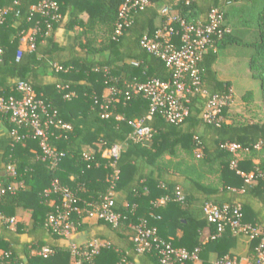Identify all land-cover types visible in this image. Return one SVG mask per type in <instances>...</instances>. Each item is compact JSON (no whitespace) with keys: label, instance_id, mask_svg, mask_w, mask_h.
Segmentation results:
<instances>
[{"label":"trees","instance_id":"1","mask_svg":"<svg viewBox=\"0 0 264 264\" xmlns=\"http://www.w3.org/2000/svg\"><path fill=\"white\" fill-rule=\"evenodd\" d=\"M38 1L0 0V10L10 8L0 25V96L18 97L16 84L24 81L32 87L36 99L55 111L56 119L69 124L71 129H50L49 143L62 155L56 166L50 168L38 143L31 138L22 139L24 130L17 129L8 116L0 114V123L7 130L0 137V183L5 188H14L1 198L0 212L7 218L15 217L18 210L29 214L28 223L17 222L12 227L0 223V252L10 253L6 264H75L69 244L45 226L47 217L61 207L59 196L46 192L54 181L76 191L84 211L75 215L73 221L77 232L85 230L83 220L88 216L87 211L99 207L109 189L113 169L111 160L102 158V153L114 144L123 145L115 162L118 176L114 195L118 196L114 197L113 206L120 220L117 227L99 221L109 233L128 232L129 240L133 235L130 225L144 222L155 227L159 237L176 248L188 251L200 248V253L203 248H221L220 256H223L234 244L229 229L204 246L199 242L204 227L214 231L202 213L204 203L211 202L219 206L239 203L243 223L260 226V234L264 235V122L227 123L219 128L205 124L200 114L206 100L195 97L189 105V116L179 125L168 124L160 114L146 121L153 137L143 145L127 140L130 132L127 121L146 118L149 113V102L143 96L121 98L109 119H101L99 115V103L107 87L115 85L122 89L125 80L144 83L169 79L170 72L163 63L139 46L144 34H153L164 23L165 19L157 14L162 7L192 23L205 21L211 10L219 9L224 17L223 27L229 31L216 41L214 48L237 46L247 53L249 70L261 82L264 101V0L242 3L240 0H148L153 7L137 13L119 36L114 35L117 12L125 0H54L61 20L48 31L44 21L38 18L34 50L22 52L17 59L20 46L17 35L33 24L28 17L31 6ZM59 29L73 33L71 46L60 47L56 42ZM217 50L204 52L200 68L208 91L224 94L231 91L230 83L219 81L212 69L218 58ZM130 61L139 64L133 67ZM54 65L61 70L57 71ZM48 75L55 77L56 83L45 84L43 80ZM230 106L222 112L226 121ZM117 115L123 120L117 121ZM15 130L17 137L12 135ZM225 143H238L247 149L241 152L237 169L246 175L253 173L254 185H246L244 178L229 168L234 157L222 148ZM258 143L260 150L254 148ZM197 148L201 149L198 158ZM255 159H259L258 164L253 163ZM9 167L13 175L8 173ZM176 188L184 196L183 203L174 200ZM164 197L168 198L166 203L157 205L156 201ZM179 230L182 235L177 238ZM129 242V252L119 251L109 242L99 248L92 262L83 264L121 261L134 264L135 258L140 264H159L155 254H137ZM89 244L78 246L87 248ZM255 244L256 241L251 242L252 247ZM42 247L50 248L52 253L45 258L38 255Z\"/></svg>","mask_w":264,"mask_h":264},{"label":"built area","instance_id":"2","mask_svg":"<svg viewBox=\"0 0 264 264\" xmlns=\"http://www.w3.org/2000/svg\"><path fill=\"white\" fill-rule=\"evenodd\" d=\"M152 7L153 5L148 0H125L118 8L114 35H121L124 29L132 24L137 13ZM9 11L10 8L0 10V25L5 21ZM157 14L165 19L164 23L156 28L153 34H144L139 39V46L163 63L166 70L170 72L169 79L166 81L151 79L144 83L122 81V89L115 85L107 87L99 103L101 119H109L113 116L115 106L119 104L121 98L129 100L133 96L141 95L148 100L149 113L146 118L127 121L130 128L127 140L143 145L152 140L153 130L146 121L155 114H160L170 125H179L189 116V105L192 99L199 97L206 100L200 114L201 120L205 124L219 128L222 124H227L222 112L232 104L231 91L224 94H211L208 91L203 84L200 68L204 52L214 49L216 41L221 40L224 34L229 31L228 28L223 27L224 17L220 10L217 8L211 10L205 21L195 23L186 21L168 7L158 9ZM38 18L42 19L46 29L51 31L52 26L61 20L57 2L39 0L38 3L31 6L28 21H32L33 24L17 35L20 44L17 59H20L22 52L34 50L39 33ZM129 64L137 67L139 63L130 61ZM54 68L57 71L61 70L56 65ZM16 92L18 97L0 96V114L8 116L9 121L17 129L24 130L25 134L21 137L22 139L31 138L36 141L43 159L48 160L50 168L55 167L62 155H59L49 143L50 136H52L50 129L70 130L71 126L56 119V112L36 99L34 90L28 83L18 81ZM65 97L68 98L69 95ZM115 119L122 121L123 117L117 115ZM12 135L17 137L18 131H13ZM122 146V144H114L102 153V158L111 160L113 176L109 180V189L101 205L92 212L87 211V217H95L98 221L112 227H117L120 220V215L113 210V206L114 185L118 176L115 162L120 157ZM256 146L258 145L256 144L254 148ZM222 148L234 157L229 168L243 177L246 185L256 178L253 173L246 175L237 169L240 154L247 149H243L238 143H225ZM195 155L197 158L201 156L200 148L195 150ZM85 158L88 160L87 155ZM7 171L10 175L14 174L11 167ZM13 190L12 186L5 188L0 183V203L1 198L8 191ZM49 194L59 196L61 207L47 217L45 226L64 239H69L77 233L73 217L84 211L80 206L81 200L76 191L61 186L58 181L52 183L51 189L46 192V195ZM167 200L168 198L164 197L161 202ZM174 200L179 203L184 201V196L179 188L175 190ZM202 213L206 222L214 226V231L209 234L208 241L219 239L226 229H229L233 235L244 233L248 236L250 243L256 241L252 260L244 264H264V235L258 233L255 227L243 223V214L239 203L231 206H219L207 202L202 206ZM17 222L15 217L7 218L0 212V223L12 227ZM130 228L133 232L130 240L137 254L152 252L157 257L159 264H186L198 259L200 248H195L193 251L176 248L170 241L159 237L155 227H148L144 222H141L130 225ZM103 246L105 244L97 242L90 243L87 248H81L76 243L68 245L75 264H83L85 261L92 262L94 256L98 254L99 248ZM51 253L50 248L42 247L38 255L45 258ZM9 257L10 253L0 252V264H6ZM118 264H123V261ZM211 264H242V262L235 257L224 256Z\"/></svg>","mask_w":264,"mask_h":264},{"label":"crops","instance_id":"3","mask_svg":"<svg viewBox=\"0 0 264 264\" xmlns=\"http://www.w3.org/2000/svg\"><path fill=\"white\" fill-rule=\"evenodd\" d=\"M55 40L59 44L60 47H69L73 44L74 40V35L73 33L64 30V29H59L56 31L55 35ZM228 46H221V47H215L214 51L217 50V53L226 51V48ZM67 53H64L63 57H66ZM218 59L219 56L216 60V62L212 65V69L216 74V77L219 81L222 82H229L230 83V90L232 92V86L229 78L227 77V72L225 67H221L218 64ZM56 78L53 77L52 75H48L44 78L43 82L45 84H54L56 83ZM229 123H232L230 118H228ZM6 127L0 123V137H3L6 135ZM85 151L91 152L90 148H85ZM264 157V156H262ZM169 157H166L168 159ZM241 159V158H240ZM259 159L253 160L254 164H258ZM256 183V179H252L251 182L248 185H254ZM147 190H144L146 193ZM118 196V194H115L114 197ZM123 198V196H121ZM161 199H158L156 201L157 205L162 206L166 203V201L161 202ZM18 222H27L29 220V214L18 210L17 214L15 216ZM83 223L86 226V229L77 232L76 234L72 235L69 239H65L66 244L70 243H76V244H86V243H100V244H107L109 242H112L118 247L119 251H126L129 252L131 244H130V239H126V234L128 232H123V233H117V234H112L109 233L107 230V227L100 223L95 217H87L83 220ZM258 233H260L261 227L257 226L255 227ZM211 233V229L209 226L204 227L201 232H200V237H199V242L201 245H206L208 243V236ZM182 235V231H177L176 237L180 238ZM234 236V244L231 248L228 249V251L223 255L220 256V250L221 248H214V247H209V248H203L200 255L198 256V259L191 262L190 264H211L213 261H215L218 258L224 257V256H231L235 257L238 260L242 262V264L251 261L254 252H253V247L251 246V243L248 241V236L244 233H240ZM120 248V249H119ZM134 264H140V262L135 258L134 259Z\"/></svg>","mask_w":264,"mask_h":264},{"label":"rangeland","instance_id":"4","mask_svg":"<svg viewBox=\"0 0 264 264\" xmlns=\"http://www.w3.org/2000/svg\"><path fill=\"white\" fill-rule=\"evenodd\" d=\"M242 1L240 0L241 3ZM218 56V64L226 68L232 86V104L228 110V118L233 125L263 123L264 101L261 82L252 77L247 53L237 46H228L226 51L218 53ZM257 145L255 149L260 150L261 144Z\"/></svg>","mask_w":264,"mask_h":264}]
</instances>
